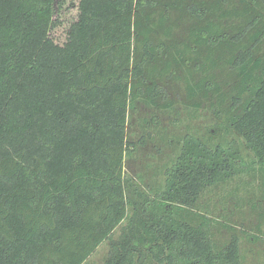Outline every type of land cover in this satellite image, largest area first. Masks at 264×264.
Returning <instances> with one entry per match:
<instances>
[{
	"label": "trees",
	"instance_id": "obj_1",
	"mask_svg": "<svg viewBox=\"0 0 264 264\" xmlns=\"http://www.w3.org/2000/svg\"><path fill=\"white\" fill-rule=\"evenodd\" d=\"M166 79L191 109L229 96L251 163L187 136L164 190L133 200L127 111ZM242 171L264 176V0H0V264H87L123 222L103 264H244L236 226L200 205Z\"/></svg>",
	"mask_w": 264,
	"mask_h": 264
},
{
	"label": "rangeland",
	"instance_id": "obj_2",
	"mask_svg": "<svg viewBox=\"0 0 264 264\" xmlns=\"http://www.w3.org/2000/svg\"><path fill=\"white\" fill-rule=\"evenodd\" d=\"M57 13L61 24L51 34L61 43L76 13L71 9L58 10ZM181 33L178 31L173 38L179 39ZM166 80L158 83L157 94L153 98L138 95L134 106L127 111L125 130L128 152L123 163L121 186L125 196H131L133 200L138 192L151 199L164 190L167 173L173 167L187 136L198 138L208 147L219 143L228 148L230 143L231 149L240 151L241 164L251 163V153L230 123L237 109L231 105L229 96L226 98L225 94L223 103H219V100L215 102L212 95L203 97L202 106L197 110L191 109L183 89L185 84ZM217 81L222 92L229 87L231 79L226 78V69L217 75ZM200 205L207 207L210 216L217 219L226 216L236 226L241 253L245 257L244 264H264V176L256 172L252 178L242 171L217 188L205 190ZM124 225L125 222L112 233L109 240L97 247L87 264L104 263ZM216 233L215 239L219 244L229 241L230 232L219 230ZM251 235H260L259 240H254Z\"/></svg>",
	"mask_w": 264,
	"mask_h": 264
}]
</instances>
